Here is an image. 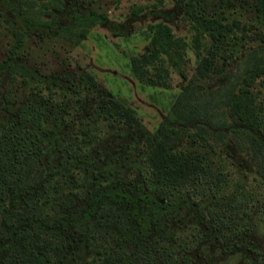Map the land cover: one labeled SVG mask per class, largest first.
Returning <instances> with one entry per match:
<instances>
[{"label":"rangeland","instance_id":"374dc122","mask_svg":"<svg viewBox=\"0 0 264 264\" xmlns=\"http://www.w3.org/2000/svg\"><path fill=\"white\" fill-rule=\"evenodd\" d=\"M30 5L46 24L27 27L17 3L0 0V59L41 74L0 78V264H33L40 250L48 259L36 264H116L105 257L133 232V219L149 235L153 264L169 250L186 264H264V180L252 142L264 139V65L247 58L264 51V0ZM88 11L98 19L77 34L72 13ZM232 82L233 95L209 119L165 121L184 85L206 93ZM49 128L62 136L52 150L43 143ZM161 140L174 161L159 178L147 154ZM28 152L38 169L43 163L29 178H40L12 198L4 179ZM116 188L134 206L105 216L97 196ZM178 195L187 203L159 217L154 197ZM85 206L92 212L81 217ZM164 230L169 236H157Z\"/></svg>","mask_w":264,"mask_h":264},{"label":"trees","instance_id":"16d2710c","mask_svg":"<svg viewBox=\"0 0 264 264\" xmlns=\"http://www.w3.org/2000/svg\"><path fill=\"white\" fill-rule=\"evenodd\" d=\"M15 1L20 8V18L24 20L27 27H38L43 26L47 23L46 20L42 19L38 14H32L33 9L30 5V0H7ZM98 17L91 11L86 13H72L70 22L67 24L71 28H75L77 34H83L87 32V29L96 23ZM257 52V53H256ZM248 58V63L252 65H264V51L258 52L257 49L250 53ZM249 66V68H250ZM13 73L25 74L30 77H38L39 72L36 69L28 67L22 62L13 61L11 58L0 59V78L10 76ZM41 76V74H40ZM60 78L59 75L50 77L51 81H57ZM234 82H232L231 87H225L223 90L221 88H216L210 90L206 93H201L197 87L199 85L193 86L192 84L184 85L176 94L173 101L170 103L164 119L169 124L186 125L194 124L199 121H204L209 119L213 113L222 104H227L230 97L233 95ZM1 86V84H0ZM59 134V135H58ZM33 140L42 139L41 137L33 136ZM62 140L59 130L47 129L45 132V137L43 139L44 146L48 149H56ZM254 150L261 156V164L258 169V173L264 180V139L254 138L252 139ZM171 146V145H170ZM36 149H39L37 145ZM35 155L37 152L34 153ZM173 153L167 148L163 140L156 142L152 149L147 154L148 160L155 170V174L159 178L163 177V168L166 172L170 173V169H165L168 167L172 159ZM33 153L28 152V157H24L19 162L17 161V167L13 169L11 175H8L4 180L9 181L10 187H12V198H16L20 193L26 192L33 188L35 183L40 177L34 180L35 177L29 178L31 173L39 175L43 166L42 161H40V168L38 169L37 163H33ZM36 159H38L36 155ZM39 160V159H38ZM35 167V169L33 168ZM158 167V168H157ZM34 169V172H33ZM147 196L149 194L146 193ZM179 197L171 202L164 199L162 196H155L154 201L158 203L160 207L159 217H165L169 219L170 216L178 212L183 204L187 203L183 195H178ZM184 197V198H183ZM1 198V197H0ZM102 200L106 203L105 216L114 213L116 210L124 211L130 210L131 206H134L133 200L119 188L114 190H106L104 194H99L97 200ZM81 217L88 215V212H92V209H87V206L81 208ZM109 213V214H108ZM79 219V218H78ZM134 230L132 233H125L123 237L117 240V249L113 251L110 255H106L105 260H111L116 264H153L154 253L152 251V243L149 235H145L143 232L142 223L138 219H133ZM156 226V225H155ZM161 230V226L153 227V229ZM147 230V229H146ZM157 236L163 238L168 234V230L162 232H157ZM169 236V235H167ZM35 246L34 241L30 242V247ZM162 247H164L162 245ZM53 252L58 253L57 245H54ZM39 256L35 255L34 263L48 259V255L45 250L38 251ZM39 257V259H37ZM157 260L163 262V264H186V259L172 256L168 251H159L157 253ZM5 264H19L12 258H8Z\"/></svg>","mask_w":264,"mask_h":264}]
</instances>
